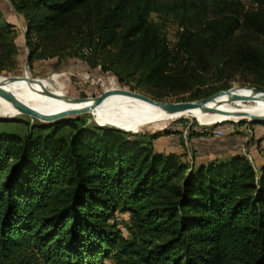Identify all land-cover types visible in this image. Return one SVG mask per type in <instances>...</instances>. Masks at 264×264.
Wrapping results in <instances>:
<instances>
[{
  "label": "trees",
  "instance_id": "1",
  "mask_svg": "<svg viewBox=\"0 0 264 264\" xmlns=\"http://www.w3.org/2000/svg\"><path fill=\"white\" fill-rule=\"evenodd\" d=\"M10 1L26 21L31 64L40 53L33 30L90 0ZM150 11L185 24L179 44L193 76L215 62L222 77L235 59L249 62L264 88V49L230 47L243 26L264 33V9L240 0H108L86 45L110 62H132L129 72L156 96L171 84L173 56ZM13 25L0 20V41ZM15 124L0 125V264H264V163L256 176L240 151L197 163L186 150L156 148L153 139L169 129L126 131L79 116ZM118 211L130 213L129 236Z\"/></svg>",
  "mask_w": 264,
  "mask_h": 264
},
{
  "label": "rangeland",
  "instance_id": "2",
  "mask_svg": "<svg viewBox=\"0 0 264 264\" xmlns=\"http://www.w3.org/2000/svg\"><path fill=\"white\" fill-rule=\"evenodd\" d=\"M244 9L259 10L264 9V0H240ZM108 0H90L85 6H79L74 11L61 16L56 22L40 33L33 30L32 40L39 45V54H35L31 64L26 66L27 53L30 52L26 41V21L23 15L16 11L10 0H0V20L5 18L14 23L11 27L12 32L6 41H0V77L8 74H21L24 70L28 71L37 81L47 88L63 95H74L80 97L97 96L104 89H113L117 87L130 88L141 91L152 96L145 87L140 85L137 80L138 73H130L132 62L126 60L120 62H110L101 50L96 51L92 47L93 43L86 45V33L95 32V16L101 11ZM148 19L160 24V32L165 37L168 49L173 58L167 68L168 79L171 84L164 88L153 89L156 96H152L165 101L191 100L201 98L202 93L215 92L222 89L223 82L228 83V87L234 85L251 86L258 89L257 83H262L256 70L249 62H239L233 59L229 64L228 71L219 76V65L212 62L208 71L197 72L195 76L190 72L192 61L189 64L188 57L180 47V38L185 24L180 21L179 16L173 12L150 11ZM232 50H238L245 47H257L264 49V33L243 26L237 30L232 42ZM112 50L116 47L111 44ZM47 51L48 55L41 53ZM66 53L61 59L52 56L51 52ZM68 53H70L68 55ZM104 64L107 68L101 67ZM127 69H124L126 68ZM200 67H203L201 65ZM123 69L120 71L122 80L114 69ZM30 71V72H29ZM129 72V73H128ZM122 85V86H121ZM211 92V93H212ZM242 103L253 104L252 97ZM117 112L108 110H93L81 113H74L68 116L85 117L87 122H96L94 114L101 119L117 122L126 120ZM216 111L203 110L198 117L191 115H179L166 119L164 121L150 122L142 125L134 132L153 133L163 132L165 129L170 131L162 133L153 139L156 148L165 150L175 149L177 152L186 150L188 158L197 163L209 160L214 156H223L225 154H209L202 159L203 151L195 152L193 140L191 137H199V142L210 145L216 144L221 139L234 132H241L244 135V141L240 152L245 154L253 163L256 176L259 175V166L264 163V120L255 121L244 117L239 120H219L215 118ZM1 115V114H0ZM67 117V116H65ZM200 117V118H199ZM0 118L17 119L0 121V125L14 128L18 119L26 121L28 124L36 122H45L39 118L18 112L12 116L2 115ZM217 120V121H216ZM121 121V122H122ZM219 121V122H218ZM215 122V123H214ZM97 123V122H96ZM121 125L127 127L128 123L122 122ZM218 130H221L218 132ZM115 220L122 232L129 236V227L131 223L130 213L128 211H118L115 214ZM110 259H105L103 264H109Z\"/></svg>",
  "mask_w": 264,
  "mask_h": 264
},
{
  "label": "bare ground",
  "instance_id": "3",
  "mask_svg": "<svg viewBox=\"0 0 264 264\" xmlns=\"http://www.w3.org/2000/svg\"><path fill=\"white\" fill-rule=\"evenodd\" d=\"M25 68L27 67H24V69ZM23 73L26 74L28 78L22 76L21 74ZM21 74H18L19 77L12 80H8L6 76L0 77V82H3L4 86L12 91L13 94L22 102L38 110L44 112H55L64 110L67 107L79 106L80 104H83V102H73L70 99H65L63 98V94L57 93L59 95L54 96L44 93L42 88L47 87L39 83L36 78H32L28 71L25 73L23 70ZM232 87L233 88L231 90L219 93L207 101L208 105L218 108L216 110H209L217 112L215 115L216 119L239 120L242 117H247L248 113L264 114V96H261V91H259L260 89L245 85H234ZM248 96L252 97V101H254L253 104L242 103V101L248 100ZM84 98L89 100L86 102H91L95 100L96 96ZM93 110H108L117 112V115H120L126 120H118L113 123L121 125L120 123L126 122L129 124L127 127L133 129H138L142 125L150 122L164 121L183 114L198 117L201 114V111H203L198 106H194L183 111L168 113L159 104L141 99L134 95L117 92L114 88L110 89L108 94L101 99V101L96 103L95 106L89 109L85 108L84 110L79 111V113ZM18 112L21 111L15 106L11 99L0 95L1 115L12 116ZM94 119L107 121L98 118L95 114Z\"/></svg>",
  "mask_w": 264,
  "mask_h": 264
},
{
  "label": "water",
  "instance_id": "4",
  "mask_svg": "<svg viewBox=\"0 0 264 264\" xmlns=\"http://www.w3.org/2000/svg\"><path fill=\"white\" fill-rule=\"evenodd\" d=\"M28 60H29V52L27 53V57H26V66L28 65ZM22 76H25L28 78V76L26 74H21ZM21 76V77H22ZM19 77L18 74H8L6 76V78L8 80H12ZM32 78H34L33 76H31ZM258 87V86H257ZM233 87H227V88H222L220 90H217L215 92H212L206 96H203L201 98H197V99H191V100H179V101H165V100H161L155 97H152L146 93H143L141 91H137L134 89H130V88H124V87H117L114 88L115 91L117 92H122L125 94H129V95H134L136 97H139L141 99L144 100H148L151 101L153 103L159 104L163 107V109L168 112V113H174V112H179V111H183L185 109H188L190 107H194V106H198L201 110H216L218 108L214 107V106H210L207 104V101L209 99H211L212 97L218 95L219 93L225 92L227 90H231ZM42 91L44 93L47 94H51L54 96H58L59 94H57V92H54L53 90L49 89V88H42ZM110 91V89H104L102 92H100L95 100L91 101V102H86L89 101L84 97H80V96H74V95H63V98L65 99H70L73 102H83V104H80L79 106H73V107H67L64 110H59V111H55V112H44L41 110H38L24 102H22L20 99H18L12 91H10L9 89H7L4 86L3 82H0V95L9 98L13 101V103L15 104V106L23 113L35 116L37 118H39L42 121H53L56 120L58 118H62L74 113H79V111L84 110L85 108L89 109L92 108L93 106L96 105V103H98L99 101H101V99H103L108 92ZM259 91H261V96H264V88H261ZM247 118L251 119V120H255V121H263L264 120V114H255V113H248L247 114ZM2 116V115H0ZM244 118V117H242ZM241 118V119H242ZM96 122L98 124L101 125H106V126H110V127H114L117 129H121V130H126V131H135L137 129H133V128H129V127H124L121 125H118L116 123L113 122H108V121H99L96 120ZM219 122V121H218Z\"/></svg>",
  "mask_w": 264,
  "mask_h": 264
},
{
  "label": "crops",
  "instance_id": "5",
  "mask_svg": "<svg viewBox=\"0 0 264 264\" xmlns=\"http://www.w3.org/2000/svg\"><path fill=\"white\" fill-rule=\"evenodd\" d=\"M193 140V148L195 152L203 151L202 159L208 156L209 154H225L230 152H237L240 151L242 148V143L244 141V135L241 132H234L229 134L221 139H218L216 144H207L206 140L205 143L199 142V137H191ZM199 160H196V162Z\"/></svg>",
  "mask_w": 264,
  "mask_h": 264
},
{
  "label": "built area",
  "instance_id": "6",
  "mask_svg": "<svg viewBox=\"0 0 264 264\" xmlns=\"http://www.w3.org/2000/svg\"><path fill=\"white\" fill-rule=\"evenodd\" d=\"M221 131V130H218V132Z\"/></svg>",
  "mask_w": 264,
  "mask_h": 264
}]
</instances>
